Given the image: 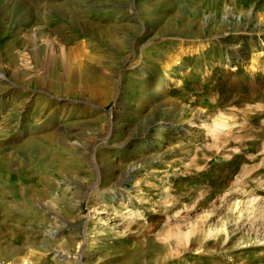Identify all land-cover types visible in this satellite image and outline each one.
Here are the masks:
<instances>
[{
  "label": "rangeland",
  "instance_id": "rangeland-1",
  "mask_svg": "<svg viewBox=\"0 0 264 264\" xmlns=\"http://www.w3.org/2000/svg\"><path fill=\"white\" fill-rule=\"evenodd\" d=\"M25 260L264 264V0H0V264Z\"/></svg>",
  "mask_w": 264,
  "mask_h": 264
},
{
  "label": "bare ground",
  "instance_id": "bare-ground-1",
  "mask_svg": "<svg viewBox=\"0 0 264 264\" xmlns=\"http://www.w3.org/2000/svg\"><path fill=\"white\" fill-rule=\"evenodd\" d=\"M51 45V44H50ZM206 48H209V46H207ZM74 51V50H73ZM75 54V53H74ZM73 55V54H72ZM77 55V53H76ZM80 57H82L81 59L79 58L77 61L75 60V58H69L67 59V67L69 68V70H74L75 68H77L80 72H81V78H83V81L85 82V86L89 89H92V90H95L96 87L99 86V80L97 79V77L93 76V74H95V71L97 70V68L95 67V65H98V61L93 59L91 60L92 62H90L91 64H89V66L87 67V65H85L83 62L84 60L86 61L87 59V56L84 54H78ZM69 56V55H68ZM57 57V56H56ZM66 60V59H65ZM91 66V67H90ZM148 66V65H147ZM142 68H144L145 66L141 65ZM99 71V70H98ZM169 73L168 72H165V74L159 79L157 85H156V89L164 82L165 79H167L169 77ZM73 79H68V83H67V88H71V84L73 83ZM202 126H204L202 123H199V125L197 124L195 127H193V130L194 131H197V130H200L202 128ZM218 129H222L224 128V125L223 124H217L216 125ZM167 127H161L158 129L159 132H161L163 129H166ZM164 132L161 133V135L163 134ZM192 133V130L188 129L186 131V134H191ZM156 136H160L159 133L157 132L156 133ZM116 140V139H115ZM120 140V139H119ZM117 140V141H119ZM116 142V141H115ZM114 142V143H115ZM118 143V142H116ZM114 145V144H113ZM121 145V144H120ZM123 146V145H122ZM127 174H130L129 172L126 173L125 175ZM125 177V176H124ZM126 178V177H125ZM109 182V181H107ZM235 191V190H234ZM234 191H231V192H234ZM230 192V193H231ZM249 191H245L244 193H248ZM230 195V194H229ZM57 222V221H56ZM21 264H28L25 261H22Z\"/></svg>",
  "mask_w": 264,
  "mask_h": 264
}]
</instances>
